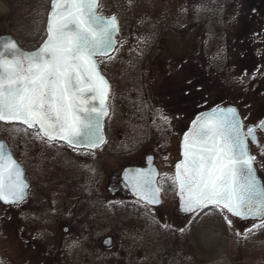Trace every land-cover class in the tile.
I'll return each instance as SVG.
<instances>
[{
  "label": "rangeland",
  "instance_id": "1",
  "mask_svg": "<svg viewBox=\"0 0 264 264\" xmlns=\"http://www.w3.org/2000/svg\"><path fill=\"white\" fill-rule=\"evenodd\" d=\"M49 2L50 0H0V34H11L26 49L40 44L45 37ZM98 2L99 14L114 15L119 21L116 48L110 54L113 59L107 56L97 58L104 76L114 84L112 92L119 106L117 113L112 111L110 117L113 122V116H116L115 126L110 127L108 120L104 127L107 144L95 150L97 184L139 153L154 154L159 172L168 177L173 175L172 164L178 159V150L173 146L176 136H168L165 130L170 126V115H157L158 120H155L160 122L158 127L145 129L141 120L133 122L125 114L134 118L132 115L141 112V97L155 91L161 84L171 87L167 99L174 101L178 90L187 85L186 77L173 67L163 68V73L159 75L162 82L158 83L152 64L157 60H181L183 55L186 60L193 61L186 53L187 49L181 47L187 43L188 38H191L190 43H194L196 48L194 89L197 98L201 99L198 105L209 107L215 103H227L226 101L237 103L244 112L246 106L250 107L248 114L243 116L245 123L259 119L254 110V100L240 101L233 97L225 100L220 95H234L240 88L250 92L257 86V83L250 82L259 77L257 69L246 63L250 53L240 47L238 51L235 50V43L232 50L231 35L222 34L218 26L222 4L209 0V8L204 4L205 0ZM209 18L211 26L208 27ZM189 23H193L192 29ZM261 51L258 49L251 54L258 57ZM210 71L211 95H202L209 83L205 82L204 73ZM260 85L261 90H264V85ZM130 94L135 95V98H129ZM133 102L137 103L133 105ZM128 109H132L134 114ZM252 109L253 111H249ZM172 113L176 114L174 107ZM151 116L154 117L155 114ZM161 116L166 117L167 122ZM172 120L175 121L174 116ZM0 139L15 149L23 160L32 157L33 152L36 157L44 156V150H48L44 142L34 135V130L25 132L19 124L0 122ZM168 177L161 185L167 198L162 200L159 208H146L141 212L131 210L125 218L120 213L121 220L117 219L121 211L113 213L109 208L95 211V264H110L111 260L119 259L125 261V264H264V229L247 232L259 220L242 226L232 220V226L229 227L223 215L214 208L178 218L170 211L175 188L171 182L167 184ZM29 217L27 211L17 213L0 206V260L3 264H21L34 249L27 248L29 238L34 237L29 222L26 221ZM113 218L123 221L124 228L109 229L108 223ZM105 235L113 237L112 246L102 245L100 239ZM79 253H83L81 248ZM171 253L174 256H169Z\"/></svg>",
  "mask_w": 264,
  "mask_h": 264
},
{
  "label": "snow or ice",
  "instance_id": "2",
  "mask_svg": "<svg viewBox=\"0 0 264 264\" xmlns=\"http://www.w3.org/2000/svg\"><path fill=\"white\" fill-rule=\"evenodd\" d=\"M118 31L115 16L99 14L98 0H52L47 39L37 51L0 41V122L25 125L24 131L33 129L38 139L62 141L74 150L105 143L101 121L108 115L110 86L96 57L113 59L109 53ZM259 127L264 129V121ZM244 129L235 108L197 116L183 136V159L168 179L177 187L181 211L198 213L211 206L229 227L230 216L259 219L247 229L252 233L264 229V183L249 151V138L258 143L256 130ZM124 179L138 203H160L154 170L127 171ZM27 189L23 170L0 143V201L23 203Z\"/></svg>",
  "mask_w": 264,
  "mask_h": 264
},
{
  "label": "flooded vegetation",
  "instance_id": "3",
  "mask_svg": "<svg viewBox=\"0 0 264 264\" xmlns=\"http://www.w3.org/2000/svg\"><path fill=\"white\" fill-rule=\"evenodd\" d=\"M215 1L223 5L219 10V15L221 17L218 22L222 34L231 35L233 39L232 50L235 43V50L238 51L240 47L241 50L250 53L247 59L248 62L246 63H250L249 66L255 70L257 69L256 72L259 73V77L253 82H250L252 84L257 83L256 88H253L252 91L248 92L240 88V91H237L234 95L225 94L224 97L223 93L220 94L221 98L225 100L230 98L231 100L233 97L235 100L240 101H245L246 99L254 100V110L257 111L259 119L255 122H244L245 118L243 116L248 114L247 110L250 108L246 105H244V107L246 106L247 108H245V112L241 110L237 103H230L228 101L223 104L215 103V105L209 107L198 105L201 99L197 98L194 89L196 85V82H194L196 77V48L194 43H190L191 38H188V41H186L187 43L182 44L181 47L187 49L186 53L191 56L193 61L186 60V56L183 55L181 60H171L169 62L157 60L152 64V66L155 67L156 75L159 77H157L158 83L162 82L161 76L159 75L163 73V68L173 67L175 71H180L179 73H183L184 77H186L185 82H187V85L178 90V95L175 96L174 101L167 99L168 95H170L171 87L168 84H164V86L161 84L159 85L160 87L158 86V88H155V91L145 93L143 97H141L143 102L140 103L142 105L140 113L134 114L133 107V110L128 109V111L131 112L130 110H132L131 113L134 114L132 115L134 118L129 117L127 114H125V116L126 118H131L129 120L133 122L138 119L141 120L140 123H143L145 129H147V127H158L160 122L157 121V115H166V117L170 115L171 122L170 124L168 123L170 126L166 127L165 130L168 136H176L173 146L178 150V159L172 164L173 175H169V177H174V166L181 159L179 143L181 142L183 133L186 132L194 117L198 113L213 107L232 106L237 110L242 123L245 125L244 130L248 127H253L256 130L255 134L258 143H252L249 138V151L251 155L256 157V162L254 164L256 175L261 183H264V156L261 155V152L264 151V129L259 127L260 123L264 120V90H261L260 85H264V0ZM208 3L209 0H205L204 4L210 8V6L207 5ZM210 22L211 20L209 18V22H207L208 27L209 25L211 26ZM192 24L193 23H189L191 29L193 26ZM39 45L40 44L30 49L19 46L25 51H33L38 48ZM258 49L262 50L258 57L257 55L254 56L251 54ZM204 74L205 76L203 78L204 80L206 79L205 82L209 83L207 84V90H205V93L203 92L202 95L208 94L210 96V77H212L210 75H212V73L210 71ZM108 81L110 84V95L107 101L108 115L103 119V127L107 126L108 120L111 125L110 127H114L116 124V116H113V122L110 117L112 111L117 113V107L119 105L116 102L117 98H114V93L112 92L114 84L111 80L108 79ZM165 85L166 91H164ZM252 92L257 94L250 95L249 93ZM202 95L200 96L201 98ZM129 98L134 99L135 95L130 94ZM136 103L137 102H133V105ZM173 107L176 109V114L172 113ZM249 111H253V109ZM154 114L155 116L152 117L151 115ZM172 116L175 117V121L172 120ZM129 126L131 127L134 125ZM22 128L25 129L26 126L22 125ZM28 130L32 131L33 129ZM104 134L105 143L94 149L79 148L74 150L62 141L48 143L42 140L45 147L48 149L44 150L46 151L44 156L36 157L33 152L31 155L32 157L27 160L20 158L18 153L15 152V149L8 146L13 158L23 170L28 189L23 203L18 205H7L0 201V206L2 208H9L17 213L20 211H27L30 217L26 221L29 222L30 228L32 229L31 234L34 236L29 238L27 243L28 249H34H32L27 259L21 264H95L94 230L95 211L97 209L109 208L113 213L121 211L117 218L121 220L120 218H125L128 214L127 212L131 210H133V212H141L142 209L144 210L146 208H159L162 204V200L167 198L166 192L161 185L162 181L167 179L168 176L167 174H161L159 172L155 162V156H153L154 154L152 153H139L137 157L132 158L125 165H121L118 167L119 169H115L111 175L105 176L102 183L100 182L97 184V179L95 178V150L101 149L107 144V134L105 130ZM165 144L168 147V143L165 142ZM149 163L155 166L157 171L156 183L157 187L160 188V204L156 207L145 206L142 201L138 203L137 199L133 198L132 190L126 186V181L121 178L122 172L126 168L137 167L138 169H144ZM29 171L31 172L30 175ZM167 182V184L171 182V184L174 185L176 195L177 187L172 179H168ZM163 183L165 184V182ZM171 202V213L178 218L185 217V214H181L180 212L176 196ZM208 208L211 209L213 207L210 206ZM208 208L192 214H199L206 211ZM120 213H123V215ZM121 215L122 217H120ZM230 218L241 226L244 223L257 221L240 220L231 216ZM119 220L117 221L116 218L111 219L108 223L109 229L124 228V222ZM112 239L113 237L111 235H105L100 241L102 245L110 247L113 244ZM80 248L83 253H79ZM170 255L171 257L174 256L173 253L169 254V256ZM125 263V261L119 259L118 261L111 260L110 264ZM1 264L3 263L1 262Z\"/></svg>",
  "mask_w": 264,
  "mask_h": 264
},
{
  "label": "water",
  "instance_id": "4",
  "mask_svg": "<svg viewBox=\"0 0 264 264\" xmlns=\"http://www.w3.org/2000/svg\"><path fill=\"white\" fill-rule=\"evenodd\" d=\"M99 1V0H98ZM51 4H52V0H50V2H49V9H48V11H47V15H46V22H45V37H44V39L42 40V42L40 43V45L38 46V48H36L35 50H33V51H25V50H23L19 45H18V43L16 42V40L14 39V37L12 36V35H10V34H7V33H5V34H0V41H3V40H12V41H14L17 45H18V47L22 50V51H24V52H34V51H37L41 46H42V44H43V42L47 39V21H48V16H49V13H50V11H51ZM101 15V14H100ZM104 16V15H103ZM112 16H114V15H108V16H104V17H106V18H108V17H112ZM117 21H118V19H117ZM118 27H119V21H118ZM119 35V31L115 34V41H116V44H117V36ZM113 51H111L110 53H109V55L112 53ZM98 57H100V56H98ZM98 57H96V59L98 58ZM104 57V56H103ZM99 70H100V68H99ZM102 74V73H101ZM103 75V74H102ZM105 77V76H104ZM105 79L107 80V78L105 77ZM108 81V80H107ZM108 84H109V81H108ZM109 86H110V84H109ZM229 107H231V108H234V107H232V106H217V107H213V108H210V109H208V110H206V111H203V112H200V113H198L195 117H194V119L191 121V123H190V125H189V127H188V129L186 130V132L185 133H187L190 129H191V127H192V122L194 121V120H196V118H197V116H200V115H202V114H204V113H207V112H210L212 109H214V108H229ZM103 119H104V117L102 118V121H101V123H102V129H101V131H102V134H103V137L105 136V134H104V131H103ZM264 121V120H263ZM3 123V122H2ZM25 126V125H24ZM245 131H247V128H246V130ZM185 133H183V136H184V134ZM183 136H182V138H181V142L179 143L180 144V156H181V159L177 162V163H179L182 159H183V156H182V151H183V148H182V140H183ZM104 140H105V137H104ZM0 143H3L4 145H5V147H6V151L8 152V153H10L11 154V152L9 151V149H8V147H7V144H6V142L5 141H3V140H0ZM101 146V145H100ZM99 146V147H100ZM84 149V148H83ZM86 149H89V148H86ZM11 156H12V154H11ZM13 157V156H12ZM14 159V158H13ZM15 160V159H14ZM16 161V160H15ZM176 163V164H177ZM18 164V163H17ZM176 164H175V166H176ZM19 165V164H18ZM20 166V165H19ZM175 166H174V175H175ZM21 167V166H20ZM22 169V168H21ZM138 168L136 167H129V168H126L125 170H123V172H122V177L121 178H123L124 179V174H125V172H127V171H135V170H137ZM149 169H151V170H154V172H155V181H156V178H157V171H156V169H155V166L153 165V164H151V163H149L148 165H147V167L146 168H144V169H142V170H144V171H148ZM258 178V177H257ZM259 179V178H258ZM125 180V179H124ZM156 186H157V183H156ZM132 195L134 196V198H137V196L133 193V191H132ZM176 199H177V202H178V206H179V209H180V205H179V196L177 195V191H176ZM138 199V198H137ZM160 204V203H159ZM159 204H155V205H150V206H152V207H155V206H159ZM180 212L182 213V214H191V213H185V212H183V211H181L180 210ZM235 218V217H234ZM239 219V218H238ZM249 220H253V219H249ZM255 220H259V219H255Z\"/></svg>",
  "mask_w": 264,
  "mask_h": 264
}]
</instances>
